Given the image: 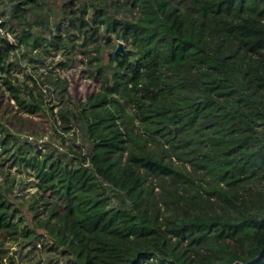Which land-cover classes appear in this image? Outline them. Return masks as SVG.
<instances>
[{"label": "trees", "instance_id": "1", "mask_svg": "<svg viewBox=\"0 0 264 264\" xmlns=\"http://www.w3.org/2000/svg\"><path fill=\"white\" fill-rule=\"evenodd\" d=\"M58 2L5 0L0 51L78 53L98 89L54 113L2 76L0 172L36 190L28 224L0 188V264L9 242L45 264H264V0ZM48 111L79 144L43 139Z\"/></svg>", "mask_w": 264, "mask_h": 264}, {"label": "rangeland", "instance_id": "2", "mask_svg": "<svg viewBox=\"0 0 264 264\" xmlns=\"http://www.w3.org/2000/svg\"><path fill=\"white\" fill-rule=\"evenodd\" d=\"M63 1L65 0H59V7L56 10H61V4L63 3ZM75 1L78 2V0ZM84 1L88 4L89 2H98L101 0ZM49 7L52 10H55V6L53 3H49ZM4 8L5 0H0V10ZM4 26L7 30L5 24ZM33 27L40 33H47V30L39 24L35 23ZM42 39L43 36H40V41H42ZM7 40L8 44L14 45L15 43H17L14 34H10V38H8ZM51 49L52 48H49L50 52H48L45 48L42 47V45H38V48H36L35 50L31 47H26L25 44H21L18 48L10 49L11 52L9 53L8 57H5V53H2V51H0V80L2 76H10L12 78H15L17 83L21 85V87L26 83L29 85V87L35 86L36 90L34 93V97L37 99L39 97L36 91L41 89V91L43 92L44 103L52 105L53 112L56 113L59 108L66 105L71 106L75 104L77 100H84L88 94L97 91L98 83L89 78L87 72H84L82 68L84 64L81 62L83 60L82 55L78 53L76 55H63L60 52H54V50L51 51ZM38 53H41L42 56H44V59L41 62L36 64V66H34L33 63L27 62V57L35 56ZM110 53L111 52H108L107 54ZM15 56L17 57L16 59L18 60V63H16L15 61ZM23 98L27 99V95L24 94ZM0 102L2 106L6 104L14 105L13 100L8 101L7 93L2 94V100H0ZM0 110L3 111V109ZM15 112L16 107L13 108L12 114H15ZM23 117L26 118V114H23ZM51 117L52 115L48 111V114H46V118L32 116L29 119L32 120L33 123H40L37 131H39L40 128H43V130H45L43 139L50 141L58 149L64 150L63 145L71 146L73 142H75L76 144L80 143V131H77V129H75L74 132L73 130H71L68 133H62L59 128V122L55 123ZM51 124L56 129V132H53L51 130ZM33 126H35V124ZM30 138L31 137H29L28 139ZM75 150L77 149L75 148ZM11 162V160L8 161L1 168L0 188L1 190H5V196L7 197V199L12 202L15 207L21 210V216L27 219V223L29 224L30 214L28 213V204L31 196H33L36 190L34 179L27 173L23 172L20 168L11 164ZM40 210H42L41 207ZM4 249H8L6 254H10L13 261L19 264H45L48 259V255L43 248L34 256H24L27 253L26 249L23 250L21 255H15L14 252L18 250V247L11 242L5 244ZM38 260H40V262ZM5 264H7V262H5ZM51 264L57 263L53 262Z\"/></svg>", "mask_w": 264, "mask_h": 264}, {"label": "built area", "instance_id": "3", "mask_svg": "<svg viewBox=\"0 0 264 264\" xmlns=\"http://www.w3.org/2000/svg\"><path fill=\"white\" fill-rule=\"evenodd\" d=\"M0 36L4 37L6 39L10 38V34L6 30V28L4 26V21H3V19L1 17H0ZM0 138H1V132H0Z\"/></svg>", "mask_w": 264, "mask_h": 264}, {"label": "water", "instance_id": "4", "mask_svg": "<svg viewBox=\"0 0 264 264\" xmlns=\"http://www.w3.org/2000/svg\"><path fill=\"white\" fill-rule=\"evenodd\" d=\"M125 49H124V44L122 42H118L116 48L113 51V55H118V54H124Z\"/></svg>", "mask_w": 264, "mask_h": 264}]
</instances>
